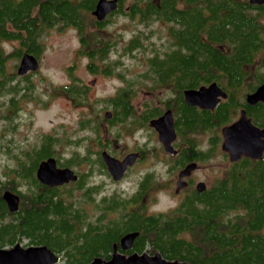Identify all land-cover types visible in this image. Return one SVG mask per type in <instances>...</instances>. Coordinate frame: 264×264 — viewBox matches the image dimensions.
Segmentation results:
<instances>
[{"label":"trees","instance_id":"obj_1","mask_svg":"<svg viewBox=\"0 0 264 264\" xmlns=\"http://www.w3.org/2000/svg\"><path fill=\"white\" fill-rule=\"evenodd\" d=\"M116 1L118 13L128 6L123 19L141 27L122 49L132 59L135 58L132 53L137 51L145 72L139 74L138 81L128 83L139 84L141 79L164 83L173 79L181 91L215 82L228 94L227 101L218 105L215 114L187 108L189 112L184 118L190 131L193 134L207 131L211 137L208 151L201 142L193 140L184 152V159L191 162L211 159L217 143L212 129L229 124L233 111L239 107H244L257 126L264 128L259 106L248 108L243 102L244 95L264 81V6H251L248 0ZM97 2L0 0L1 121L16 128L19 104L33 100L35 105H41L39 99L32 98L35 85L31 78L35 73L18 77V64L8 67L9 61L19 62L26 52L40 62L46 32L67 27L77 32L80 55L91 59L94 42L100 43L98 37L89 33L93 27L91 11ZM151 24L163 29L160 43L151 41L152 32L144 31ZM106 41L110 45L105 49L114 46L110 40ZM11 43H16L17 48L5 54V46ZM260 55L261 61L254 67L253 62ZM68 70L70 84L53 91L81 107L88 101L89 88L72 76V68ZM88 70H93L89 64ZM111 108L112 117L108 120L104 117L101 121L91 120L90 115L79 119L78 130L85 136L42 135L19 155L11 156L5 151L9 163L0 173V248L26 240V245L45 246L59 255L62 264H90L95 258L109 260L114 249L120 252L119 239L128 232H137L132 250L124 254L159 253L168 261L185 264H264V159L233 164L227 177L210 190L194 194L166 214H146L144 206H139L143 196L117 199L113 195L96 202L102 186H84L93 175L103 171L106 174L100 151L109 144L104 139L109 132L102 126L107 124L111 128L125 123L132 131L123 127V133H134L141 122L152 117L140 121L130 115L132 107L119 101ZM83 143V150L78 151ZM92 143L98 151L92 150ZM59 147L70 148L72 152L63 160V154L57 155ZM48 158H54L62 169L85 165L88 171L80 174L66 191L49 188L35 178L38 165ZM22 182L24 192L19 190ZM149 183L157 187L151 173L141 180L140 191H146ZM80 189L81 200L72 201L73 192ZM5 191L20 197L17 212L9 213L1 199ZM84 205L96 214H86ZM128 205L131 207L127 208ZM135 206L138 207L132 209ZM108 213H112L111 219ZM204 243L208 245L205 250L196 245Z\"/></svg>","mask_w":264,"mask_h":264},{"label":"rangeland","instance_id":"obj_2","mask_svg":"<svg viewBox=\"0 0 264 264\" xmlns=\"http://www.w3.org/2000/svg\"><path fill=\"white\" fill-rule=\"evenodd\" d=\"M141 27L135 24L126 22L125 19L114 17L111 20L109 26L102 30L98 38L110 40L117 47V50L125 47L129 38H131L133 32H138ZM92 33V29H90ZM145 33L152 32L151 41L160 43L164 38L163 29H159L156 24H151L145 30ZM44 44V50L40 56L39 68L31 78V82L35 85V92L32 94V98H37L41 101V105L32 101L22 102L19 104V119L14 122L17 125L16 128L8 126L6 123L0 120V173L3 168L9 163L6 150L9 155H19L20 151L28 150L32 145H35L38 138L42 135H77L85 136L78 130V121L80 118L90 115L91 120H103L106 112L112 113V108L104 100L113 96V93L121 86V83L117 81L113 76L110 78L95 77L90 74L88 70L89 60L80 55L81 44L77 32L73 28H65L60 30L59 28L49 30L42 38ZM4 53L10 54L17 48L16 43H11L5 46ZM133 55V56H132ZM130 58L128 55L123 59V66L121 70H124V78L128 81H138L140 73L145 72V66L140 59L138 52L132 53ZM18 61L10 60L8 67L17 65ZM72 68V76L81 82V84L89 88L87 95V102L81 107L74 106L63 94H58L57 87H62L70 84L68 69ZM92 80H95V85L90 86ZM18 82V81H17ZM140 82V81H139ZM44 102L45 104H43ZM107 130L104 135V139H107L109 144L102 151H106L111 157L121 160L125 155L133 151L134 148H139L144 142L149 139V149L147 151V157L145 161L139 163L130 174L126 176L123 182L117 184L112 183L108 173L95 174L88 181L89 185H101L102 188L98 195H96V202L103 197L110 198L113 195L117 199H125L135 192V184L140 182L142 176L146 174H153L154 182L157 187L152 192V195H147L146 198L140 202L139 206H144L146 214H166L174 210L177 205L178 198L173 195L172 186L168 185L171 181V174L168 172L167 157L162 154V150L157 149L158 153L154 155L153 148L158 146V143L154 137L148 136L147 132L136 131L130 133H123L122 125L115 124L111 128L107 124L102 126ZM119 134L120 138L114 139L113 136ZM147 136L149 138H147ZM211 136L209 133L203 135L200 140L202 148L205 150L207 147L206 141ZM95 143V142H94ZM92 143L91 148L93 151H98L96 144ZM85 143L79 147L78 151L83 150ZM65 150V151H63ZM6 151V152H5ZM72 150L70 148H58V156L62 155L63 160L68 156ZM212 156L211 160L203 163L201 169L195 173V176L203 180L207 186H212L214 181L221 179L223 176V170H226V164L223 161L222 154L219 151ZM152 153V154H151ZM94 159L95 156L93 155ZM99 165V164H98ZM78 174L87 173L88 168L85 165H81L76 168H71ZM228 171V168H227ZM151 183V182H150ZM148 184L151 187L152 184ZM22 186L19 190L24 192L25 187L22 182ZM169 186V187H167ZM66 191L65 188H62ZM80 192L74 191L72 195V201L81 200ZM131 207L128 205L127 208ZM138 206L132 207L136 208ZM86 214H96V212L90 210L89 206L84 205ZM92 209V208H91ZM111 214L108 213L107 217L111 219ZM7 221V220H6ZM26 240L17 242L20 245H26ZM58 264H62L59 262Z\"/></svg>","mask_w":264,"mask_h":264},{"label":"flooded vegetation","instance_id":"obj_3","mask_svg":"<svg viewBox=\"0 0 264 264\" xmlns=\"http://www.w3.org/2000/svg\"><path fill=\"white\" fill-rule=\"evenodd\" d=\"M118 6H117V9L115 11L108 14L105 17V19H103L101 21H97L96 19H94L95 17H93V15H92V12L95 9V6H94L93 11H91V16H92L91 20H92V24H93V27H92L93 32L92 33L94 34L95 37L101 36L100 35L101 31L106 29V27L110 25L111 20L114 17L120 16L119 18H123V16L127 14L128 6H124L121 9L120 13H118ZM251 6L263 7V6H256V5H251ZM97 41H98V43L99 42L100 43H99V45L95 44V42L93 44L94 49L92 50V57H91V59H89V63H88L89 66H91V68L93 70H89V72H90V74L94 75L95 77L110 78L111 76H113L117 81H119L121 83V86L115 91V93H113V96H110L109 98L104 100L105 103L109 104L110 106L115 101H119L123 104L124 103L127 104V106H130L133 109L132 110L133 113L130 115L136 116V118L140 119V121L144 120L145 118H148L149 115H152V117L150 119H148L146 122L145 121L141 122L138 125V127L137 128L135 127V128H136V131L147 132L148 136L150 133L151 137H154L156 139L158 146L156 148L152 149V151L154 152V155H156L158 153L157 149L160 148L162 150V154L165 157H167L168 172L172 175L171 181L168 185H171L173 187L172 188L173 195L176 198H178L177 205L180 204L181 202L186 201L187 199L192 197L194 194H202V193L196 192V186L199 183H204L206 186L205 190L202 191L203 193L210 190L217 181L227 177L229 170L233 164H239V162H241L242 160H247L249 162L254 163L256 161H261L264 159V153H263L262 159H256L255 160V159H250V158L241 156V158L237 162H231L229 154L227 152L223 151V149H222V145H223V142L225 140L223 138V135H222V130L225 127L231 126L234 123H236L240 119V116H241L240 113L241 112H245L246 116L250 119L253 126L259 128L260 130H264L263 127L257 126V124L254 122V119H252L250 116H248L247 110L244 107H239V108H237V111H233V116L231 117L232 121L229 124L225 125V127L222 126L220 128H216L214 130L212 129V131L214 133H216V139H215V140H217L216 141L217 142L216 143V151L220 150L222 157H223V161L227 167H226V170H223V176L224 177H222L219 180L214 181L213 182L214 184L212 186H207V184L203 180H201L195 176V173L201 169V167H202L201 165L203 163H206L211 159L209 158L206 160H201V158H200L197 161L191 162V161L184 159V158H186V157H184V155H185L184 152H186L190 148L191 142L193 140L200 143L201 142L200 138L205 134L207 135L209 132L204 131V132H201L200 134H197V133L193 134L192 131H190V129L185 124L186 118H184V114L189 112V111H186L187 108L188 109L192 108L199 113L209 112L211 115L215 114L218 105L227 101V98H228L227 92H225V90L216 83L217 86L222 91L224 90V92L227 94V98L224 100L221 99L220 102L211 111V110L201 109V108H198L196 106H188L184 101V95H183L184 91H186L188 89H186V90L182 89L181 91H179L176 87L175 80H173V79H171L167 82H164V83H160L158 80L149 81L147 79L143 80L140 78L142 82L139 84L138 83L137 84L128 83L127 80L124 78V75H123L124 70H121L122 66L124 65L123 59L129 55L128 52L124 49L117 50V47L115 45L113 47L111 46V48H109V49H105V47L110 45V44H108L105 39L101 40L100 38H98ZM125 47H123V48H125ZM261 57L262 56L260 55L259 57L256 58L255 62H253L254 67H257L259 65V63L261 61ZM213 83H215V82H213ZM262 84H264V81L261 82L260 84H257L255 87V90L253 92L246 93L244 95L243 102H244V105L247 106L248 108L259 106V108H260L259 112L263 113V115H264V103L258 102L254 105H249L246 103V96L248 94L254 93L256 91V89L259 86H261ZM94 85H95V80H92L90 83V86L93 87ZM205 86H208V85H205ZM119 98H121V99L119 100ZM167 112H169L172 116L171 118H172V122H173L174 133H175V139L171 143V147L175 151L174 154H168L164 151L163 145L161 144V142L159 140L158 133L153 128H151L149 125L152 120L160 119L161 116H163ZM121 125H122V127H124L125 131H128V128L130 129V131H132V127L126 125L125 123H122ZM148 136H147V138H149ZM209 137H211V136H209ZM147 140H148L147 142H144L141 145H139V148L138 147L134 148L133 151H130L125 155V156H127L128 154H137L138 157H137L133 166L126 168L127 170H126L125 174L123 175V177L120 181H117V184L120 182H123V180L126 179V176L128 174H130V172H132L134 170V168L139 163L145 161V159L147 157V151L149 149L147 146L150 143L149 139H147ZM208 141H209V139H207V141H206L207 147H206L205 151H208L209 147H210L208 144ZM103 152H106V151H102L101 154ZM101 154H100V156H101ZM190 164H195L196 165L195 169L192 170L188 176H181V173ZM227 168H228V171H227ZM74 172H75V174H77L78 177L80 176V174L76 173V171H74ZM106 173H107V170H106ZM143 178H144V175L142 176L141 180H143ZM141 180H139L140 182H137V184H135V192L132 195H130L129 197H134V196L137 197L138 196L141 198L143 196V198H141V200L143 201L147 195H150V196L152 195V192L155 190V187L152 184V186L147 188L146 191H140L139 184L141 183ZM74 183H69L66 185L63 184L62 186L53 187V188L62 189L63 187L64 188L69 187L70 184H74ZM112 183L114 184L115 182H113V180H112ZM88 185L89 184L87 183L84 187H87ZM167 187H169V186H167ZM81 189L78 190L77 192H80ZM81 195H82V193H80L79 197ZM177 205H175V208L177 207ZM16 244L17 243H15L11 246L7 245V246H4L0 249L9 250V249L13 248ZM196 245L198 247H200L201 249H204V250L208 247V245L205 243L200 244V245L196 244ZM32 246H34V245H20V247L22 249H28L29 247H32ZM134 253H136V252H133L131 254H134ZM144 253H146V252H144ZM131 254H129V255H131ZM147 254L150 255L149 253H147ZM124 255L129 256L126 254H124ZM59 259H60V256H59ZM59 259H58V263H59Z\"/></svg>","mask_w":264,"mask_h":264},{"label":"water","instance_id":"obj_4","mask_svg":"<svg viewBox=\"0 0 264 264\" xmlns=\"http://www.w3.org/2000/svg\"><path fill=\"white\" fill-rule=\"evenodd\" d=\"M248 3L250 5L264 6V0H248ZM117 6L116 0H98L92 15L95 17L94 19L101 21L108 14L115 11ZM38 68L39 62L37 58L24 52L16 68V75L22 77L28 73H35ZM183 95L184 101L188 106H196L211 111L221 99L227 98V94L216 83L201 86L198 89H188L184 91ZM258 102L264 103V84L259 86L254 93L246 96L247 104L254 105ZM240 114V119L236 123L222 130V135L225 139L222 149L229 154L231 162H237L241 156L255 160L262 159L264 153V130L253 126L245 112H241ZM111 116V112H106L104 119L108 120ZM171 117V114L167 112L160 119L152 120L149 124L158 133L163 149L168 154L175 153L171 147V143L175 139ZM137 157V154H128L122 160H117L107 152L101 154V160L113 182L122 179L127 170L126 168L133 166ZM195 167V164H190L181 173V176H188ZM36 172V180L41 185L49 188L76 183L78 179L77 174L72 169L58 167L54 158L42 161L38 165ZM205 188L204 183H199L196 186V192L202 193ZM1 199L5 203L9 213H15L19 210L21 199L18 195L5 191L2 193ZM137 237V232H128L119 239L120 252L114 249L109 260L95 258L90 264H185L183 262L168 261L160 256L161 254L159 253H155L154 255L134 253L125 256L123 253L132 249ZM58 259L59 256L45 246H32L28 249H22L19 244H16L9 250L0 249V264H57Z\"/></svg>","mask_w":264,"mask_h":264}]
</instances>
